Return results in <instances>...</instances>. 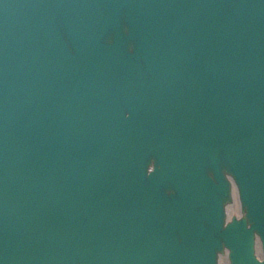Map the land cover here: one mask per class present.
<instances>
[{
	"label": "water",
	"instance_id": "water-1",
	"mask_svg": "<svg viewBox=\"0 0 264 264\" xmlns=\"http://www.w3.org/2000/svg\"><path fill=\"white\" fill-rule=\"evenodd\" d=\"M256 233L264 0H0V264H219L226 247L264 264Z\"/></svg>",
	"mask_w": 264,
	"mask_h": 264
},
{
	"label": "bare ground",
	"instance_id": "bare-ground-1",
	"mask_svg": "<svg viewBox=\"0 0 264 264\" xmlns=\"http://www.w3.org/2000/svg\"><path fill=\"white\" fill-rule=\"evenodd\" d=\"M241 215L242 214V208H241V202L238 195V189L233 184L232 185V198L231 201L227 204V216L228 220L232 218L233 215ZM257 247H258V256H263V250H262V241L260 237L257 235ZM228 251H224L219 256V264H230L228 261Z\"/></svg>",
	"mask_w": 264,
	"mask_h": 264
}]
</instances>
